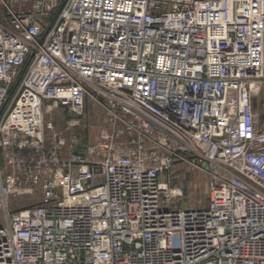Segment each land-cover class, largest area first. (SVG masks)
<instances>
[{"label": "built area", "instance_id": "built-area-1", "mask_svg": "<svg viewBox=\"0 0 264 264\" xmlns=\"http://www.w3.org/2000/svg\"><path fill=\"white\" fill-rule=\"evenodd\" d=\"M88 97L98 140L48 144ZM259 101L264 0H0V264H264Z\"/></svg>", "mask_w": 264, "mask_h": 264}, {"label": "rangeland", "instance_id": "rangeland-1", "mask_svg": "<svg viewBox=\"0 0 264 264\" xmlns=\"http://www.w3.org/2000/svg\"><path fill=\"white\" fill-rule=\"evenodd\" d=\"M263 102V99H262ZM259 101V122H264V106ZM109 118L107 105L105 102H97L88 97L85 105L84 116L75 126H71L69 111L64 108L54 110L46 115V121L53 124V128L46 131V140L51 144L54 139L64 140L69 145L75 137L80 138L78 149H86L96 142L99 138L101 128L106 124ZM198 151L199 148H198ZM200 153L198 158L200 159ZM163 179L173 188L182 186L186 190L185 206L193 207L197 205H207L208 202V175L191 165L188 162L176 164L170 171L163 175ZM22 201H19V203ZM24 204H27L24 203ZM37 205L38 199L29 202Z\"/></svg>", "mask_w": 264, "mask_h": 264}]
</instances>
